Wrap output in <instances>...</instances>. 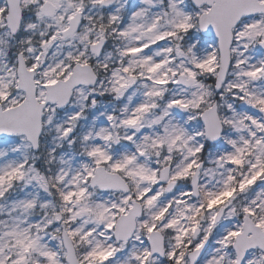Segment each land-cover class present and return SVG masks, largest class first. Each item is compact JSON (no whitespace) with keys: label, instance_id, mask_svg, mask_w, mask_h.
Returning <instances> with one entry per match:
<instances>
[{"label":"snow or ice","instance_id":"obj_1","mask_svg":"<svg viewBox=\"0 0 264 264\" xmlns=\"http://www.w3.org/2000/svg\"><path fill=\"white\" fill-rule=\"evenodd\" d=\"M0 264H264V0H0Z\"/></svg>","mask_w":264,"mask_h":264}]
</instances>
